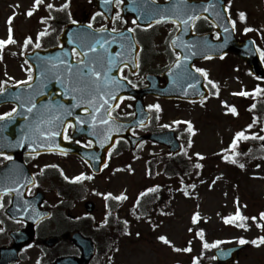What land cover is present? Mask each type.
<instances>
[{
	"label": "rangeland",
	"instance_id": "1",
	"mask_svg": "<svg viewBox=\"0 0 264 264\" xmlns=\"http://www.w3.org/2000/svg\"><path fill=\"white\" fill-rule=\"evenodd\" d=\"M89 1L41 0L39 7H36L35 0H0V39L8 38L11 27V35L16 41L0 48V84L4 80L12 82L15 75L19 74L23 66L21 52L27 37L50 29L52 24L41 21V18L48 15V5L60 9L67 4L65 8L70 15L78 17L84 11L95 12ZM230 6L232 18L238 17L240 12L248 14L246 23L236 25L237 36L243 38L244 34H248L256 38L264 50V0H230ZM30 9H35L31 16L27 14ZM164 63H169L166 57ZM205 67L211 78L218 82L217 96L204 103L167 100L158 103L161 106V127L169 125L175 129L187 155L196 160L197 153L203 157V170L195 171L187 182L189 188L184 192L179 191L180 184L161 174L162 161L168 158L167 149L162 146L147 144L140 150V156L121 153L98 176H90L86 166L70 159L65 164L66 173L70 177L81 173L91 177L85 182L88 193L83 200H76L69 213L64 215L61 211V195L54 189L48 191L46 198L56 214L41 226L42 236L48 238L63 235L70 226L66 219L70 216L84 214L88 215L89 220L103 221L108 193L114 197H126L121 210H117V214L126 217V212L132 208L136 196L142 190L169 182L175 195L169 200L171 205H166L165 213L155 212L151 221L128 217L117 248L109 255L99 254L93 264H186L194 260H198L199 264H218L212 254L214 247L209 250L204 247L199 235L201 229L203 237L210 244L221 241L215 247L237 244L241 237L251 242L264 236V228L258 227L259 223H264L260 217V213L264 212V152L255 148L256 161L245 170L223 162V157L231 153L230 148L237 133L244 132L248 138L263 136V124L258 122V118L254 123L250 108L255 96L264 91V81H257L240 61H230L226 71L223 70V63L218 60H212ZM240 92L249 94L238 95ZM154 102L150 99L148 104L154 105ZM233 106L236 113L230 111ZM243 140L241 137L237 144L240 151L245 150ZM149 158H153L154 162L152 177L148 176ZM45 186L47 189L50 184ZM88 199L96 204V210L90 215L84 208V202ZM237 210L248 217L245 220L247 227H235L226 222L225 217H235ZM196 213H199L198 218L195 217ZM3 217L4 213L0 212V219ZM252 217L257 219L253 220ZM161 235L167 236L172 244L161 241ZM11 243L10 238L0 236V246H10ZM73 246L69 239L45 250L32 244L23 251V258L18 264H52L57 254L66 253ZM189 246L192 249L190 252L183 250ZM177 248L181 251H176ZM233 264H264V244L250 245Z\"/></svg>",
	"mask_w": 264,
	"mask_h": 264
},
{
	"label": "flooded vegetation",
	"instance_id": "2",
	"mask_svg": "<svg viewBox=\"0 0 264 264\" xmlns=\"http://www.w3.org/2000/svg\"><path fill=\"white\" fill-rule=\"evenodd\" d=\"M159 2H165L168 0H157ZM122 3H116V11L113 21L109 24L111 28H116L118 31L123 29H132L135 31L132 32L135 41L137 42L139 48L137 53V67L131 68L120 67L119 74L121 77H127V82L135 89H142L149 84V79L152 77L154 81L158 82L159 85H164L166 83L165 72L168 67L179 57V54L173 50L171 46V40L175 36V34L179 31L180 26L178 27L173 22H161V23H152L149 25H144L137 21L136 17L133 14L125 16L121 11ZM98 13V12H96ZM117 13H119V17H117ZM100 18V24L97 27L107 26V21L103 18L102 15L96 16ZM82 20H88V22L93 21L96 24L93 18L92 12L83 13ZM127 21V23H124ZM135 21V23H133ZM195 27H192L190 30L191 35H202V34H211L212 39H218L217 34H215L214 25L205 17H201L199 20L194 22ZM63 32V28L55 27L52 30L46 31V35L38 37L35 39V47L32 50L36 49H50L55 47H63L64 45L60 41V36ZM42 43H41V41ZM40 41V42H37ZM37 43L40 47H37ZM78 51L75 48H71V54L74 62H78L82 57H77L76 53ZM228 55H226L225 58ZM167 58L169 61L168 64L164 63V58ZM223 58V57H222ZM214 58H208L202 61H196L195 66L200 67L201 69H206L205 65L208 64ZM38 58L34 60L31 64L24 63L22 68L19 70V74L15 75L14 82H7L1 85V87H6L8 85L13 86H25L27 84L33 85L32 87V99L35 97L36 101L42 103L44 99L48 104H51V108L47 113V121H48V131L49 132H60L61 134L57 137V142L60 146L71 145L76 147H91L92 143L86 139L85 136H82L81 133L75 131V128L68 127L69 120V99L72 94L76 91H70L71 88L80 87V84L76 86L75 81H72V85L69 82L70 75L71 78H75L76 80H80V72H78V76L72 70L71 74H69L67 68H60L57 66L55 61L51 64L48 60H41L39 65ZM29 69L31 70L29 72ZM31 75L32 79L28 80V76ZM22 83H17V82ZM18 92V95H20ZM81 96V93H78V97ZM134 96H124L122 97L118 107L114 109L112 112V116L116 117L122 121H129L134 116ZM146 105L150 99L159 100L160 98H156L151 95H145L143 97ZM32 104V103H31ZM31 107V105H30ZM148 109L151 111L152 117L150 123L146 126H140L135 129H132V132L137 135H146L151 132L161 130V125L159 122V118L156 114V110L154 108H150L147 105ZM13 108L18 109L17 104H7L0 107V116H3L6 112H11ZM78 115L84 114V108L77 109ZM43 108L37 106L29 111L23 117H20L17 123V135L18 138L14 140V145L10 144L5 148L3 155H0V165H5L11 161H20L27 165L30 171L34 174L36 178V186H33L28 189L27 194L29 196L34 195L38 191H43L46 188L45 184H54L53 178L56 181L60 182L65 179L67 176L69 179L72 177H76L73 175L72 177L66 173L65 164L73 159L77 161L78 164L85 166V162L82 158H80L76 154L72 153H63L60 151L47 152V153H35L33 150V143L35 142H27L23 141L27 136L37 135V121L38 117H43ZM67 134L72 137V139H64V135ZM27 139V138H26ZM29 140V139H28ZM143 144L150 143L149 141L142 142ZM18 144L22 146H17ZM30 145V146H29ZM29 146V147H28ZM141 146V145H140ZM131 150L130 145L127 140L121 138L117 140L116 145L109 153V159L120 157L124 152L128 153V150ZM122 153V154H121ZM53 158V160L51 159ZM48 165L49 167H45ZM67 179V180H69ZM75 187V186H73ZM46 194V193H45ZM12 198L10 193H5L2 196L1 204L7 208L11 204ZM44 206L46 208H52L48 205L47 201H44ZM2 224L4 221L1 222ZM6 227L0 229V233L5 231L4 236H8L9 232L13 229H20L24 226H21L18 223V226H10L8 227L6 224H3ZM69 235V234H68Z\"/></svg>",
	"mask_w": 264,
	"mask_h": 264
},
{
	"label": "water",
	"instance_id": "3",
	"mask_svg": "<svg viewBox=\"0 0 264 264\" xmlns=\"http://www.w3.org/2000/svg\"><path fill=\"white\" fill-rule=\"evenodd\" d=\"M99 1L102 0H98V2ZM112 1L114 0H110V3H112ZM93 2L96 5L98 3L97 0H93ZM210 2L213 9L212 19L218 25V30L223 35V38L220 42H216L210 45L207 50H199L197 52L198 55H201L203 53H207L205 55H222L226 52H232L242 58L249 65L252 74H254L256 77H264V66L256 50L254 41L252 39H247L243 43H239L234 36V28L232 27L228 14L224 8L223 0H210ZM154 8L156 12L159 11V5H154ZM169 8L170 7L167 6L163 8L166 10V14L172 15L174 18H178L179 16L178 14L174 13V9ZM109 12L111 13V10ZM71 28H86L84 40L87 44V47L85 48V53L87 54L85 56L86 64L93 57H96L98 61L102 62L107 69V61L109 58V56L105 55L107 51L100 50L98 55L96 54L97 51L95 53L88 52V48L91 47V44H97L96 41H101V43H103V41L105 40L106 32L95 31L87 26L69 25L67 27L66 33H78L77 31H72ZM225 29H227V31H225ZM82 32L83 31H81V33ZM108 38L109 37L107 36L106 39ZM183 52L185 53L183 58L178 61L179 63H176L170 70L169 81L167 85L163 88H156L149 91L154 92V94L164 98H181L190 100L207 96L208 91L204 87L202 78L197 75L198 73L196 74L195 71L191 70V52ZM26 57L30 59V55H27ZM185 57L189 58L185 59ZM97 67L99 69V63ZM179 67L182 68V71ZM176 71L178 72V75L175 77L174 73ZM191 75L195 77L198 76V85H195L193 83ZM94 79L95 77H91L90 75L86 77V84L89 85V87L86 88V95L83 100L85 103V108H88L84 128L85 134L95 142L96 147L90 150L87 149L84 151H77V153L85 158V160L90 164L91 168L95 172H99L102 165L106 162V152L114 141L113 133H115L117 130L122 129L120 127H116L111 122H109L108 124H101L99 123V121L102 119H108L107 112L112 109L118 99V95H115L114 93L116 90L122 91V88L120 87L119 89H115L116 83L106 82L102 80L99 91L103 92L105 96H111L114 98L109 99L108 102L104 105V108H102L101 111L97 113L93 105L87 103V100L91 99L92 96L96 97L95 104L97 107L101 103H104L103 98L100 96L99 92L96 91L95 86L92 85V81ZM12 90L13 89H7L6 91L0 93V103L14 101L13 95L11 94ZM136 105L137 110L143 113V103H141V101H138ZM93 116H96L97 118V122L95 124L92 121ZM126 130H128V127H126ZM125 136L128 137V135ZM150 138L158 143L169 146V149L175 153L180 150V145L175 139L174 133L172 131L154 134L151 135ZM262 145L264 146V139L262 141ZM2 192H4V189H0V196ZM18 200H20V196H18ZM86 206L89 211H92L94 209V204L92 202H88ZM14 210L15 209L12 208L10 210V213H15ZM48 215V212L41 211L39 207L36 209H29L28 207L27 209L22 210L21 217L29 222V227L23 232L17 231L12 233L15 239V244L11 249L1 250V252H8V254L2 256V258L0 259V264H10L18 259V252L20 248L29 244L33 239V227L40 219H42L43 217H47ZM73 240L83 250L82 259L76 260L75 257H63L58 259L54 264H90V262L95 257V244L91 239L86 238L79 233H75L73 235ZM55 242L56 239L52 238L47 241V244L51 246ZM241 248L242 246H234L218 249L215 251V255L220 262L231 263L238 259Z\"/></svg>",
	"mask_w": 264,
	"mask_h": 264
},
{
	"label": "snow or ice",
	"instance_id": "4",
	"mask_svg": "<svg viewBox=\"0 0 264 264\" xmlns=\"http://www.w3.org/2000/svg\"><path fill=\"white\" fill-rule=\"evenodd\" d=\"M104 2L107 4V3H109V0H104ZM116 2L119 4V3H122L123 0H116ZM40 3H41V0H35V5H36V7H39ZM67 6H68V5L66 4V5H64L63 7H67ZM48 7H49V8H52V7H54V5H51V4H50V5H48ZM175 7H176L177 9H180L181 7H183V8H185V9H187L188 11H190V12L193 13V14H191V15H188L187 12H184V13H183V15L186 16V18L183 20V24H184L185 26H187L190 22H194V21L199 20V19L201 18L199 15L195 14V8L192 7L191 5H189V4L187 3V0H182V3H181V2H178V3L175 5ZM34 10H35V9H30V10L28 11L27 14H28L29 16H31V15L33 14V11H34ZM205 10H206V9H205ZM97 15H102V14H101V13H97ZM239 16H240V19H242V20L245 19V13L241 12V13L239 14ZM117 17H119V13H117ZM11 20H12V18L9 19V24H11ZM168 20H172L173 23H175L178 27L180 26V23H181L180 19H179V18H174L172 15H161L160 18H159V20H157L156 22H157V23H161V22H166V21H168ZM124 23H127V21H124ZM133 23H135V21H134ZM235 23H236V21L233 20V21H232L233 26H235ZM149 26H151V25H149ZM192 27H195V24H194V23L192 24ZM106 30H107V29H106L105 26H101V31H106ZM249 30H250V29H245V31H249ZM127 31H128V32H134L135 29L132 28V29H128ZM225 31H227V29H225ZM111 32H113V33H117V32H118V29L113 28V29H111ZM11 33H12V29H11V27H10V28H9V36H8V38H7L6 40H5V39H0V48H2L3 46H5V45H7V44H9V43H16V41L13 39V36L11 35ZM46 34H47L46 32H41V33H40L41 36H44V35H46ZM120 35H121V36H124V33L121 32ZM217 35H219V33H217ZM113 41L115 42V36L113 37ZM31 42H32V37H31V36L27 37V39H26V41H25V44H24V47L26 48V47L28 46V44L31 43ZM96 43H97V44H100L101 41H96ZM107 43H108L107 40H104V41H103V44L106 45ZM36 46H37V47H40L39 44H37ZM134 50H135V49H133V51H134ZM96 51H97V49H96L95 46H91V47L88 48V52H89V53H95ZM76 55H77V57H81V56H82V53L77 52ZM83 55L86 56L87 54L85 53V54H83ZM116 55L119 56V55H121V54H120V53H117ZM0 58H2V57H0ZM188 58H189V57H185V59H188ZM61 63H67V61H61ZM98 63H99V69H98V67H97ZM177 63H179V62H177ZM80 64L85 65V66L89 69L88 72H84V73H83V76L87 77V76L90 75L91 77H95V79L92 81V85L95 86L96 91L99 92L100 96H101V97L103 98V100H104V103H101L98 107H97L96 104H95V100H96V97H95V96H92L91 99L87 100V103L92 104L93 107L95 108V111L98 113V112L101 111L102 108H104V105L108 102L109 99L114 98V97H111V96H105L104 93H103V92H100L99 90H100V84H101V81H102V80H103V81H106V82L116 83L115 78L110 77V76L108 75V73L111 72V67L115 64V60H114L112 57H109V58H108V61H107V71H106V72L104 71L105 65H104L102 62L98 61V59H97L96 57H93L91 60H89V61L87 62V64H86L85 59H80ZM138 66H139V65L137 64V67H138ZM124 67H127V64H125ZM30 71H31V70L29 69V72H30ZM197 71H198V72H203L205 75H207V72H206V70H204V69H197ZM68 72H69V74H71V72H72L71 68L68 69ZM31 79H32V76L29 75V76H28V80H31ZM124 79H127V77H125ZM69 82L71 83V75H70V81H69ZM5 83H7V82L5 81ZM17 83H22V82H19V81H18ZM88 87H89V85H87V84L84 85V88H88ZM69 90H70V91H76V92H80V91H82V89H81L80 87H77V88H71V87H70ZM258 90H259V89H258ZM4 91H6V89L3 88V87H0V93H2V92H4ZM216 94L218 95V90H217V93H216ZM237 94H238V95H245V96H246V95H248L249 93H247V92H240V93H237ZM225 103H226V102H225ZM76 106L79 107V104H77ZM35 107H36V105H35V104H32L31 107L29 108V111H31V110L34 109ZM116 107H118V105H116ZM149 107H150V108H157V109H159L160 106H159L158 104H156V105H149ZM253 107H254V105H253ZM16 110H17L16 108H13V109L11 110V112H6V113H4L3 116H0V119H4V117H10V116L12 115V113L16 112ZM84 111L87 112V111H88V108H85ZM230 111L233 112V113H236V112H237V110H236V108H235L234 106L230 108ZM107 116H108V119H107V120H103V119H102V120L99 121V123H101V124H108L109 121L113 119V117H112V112H111V111H108V112H107ZM79 119H80V118L77 117V120H79ZM92 121H93L94 124L97 122V118H96V116H93V117H92ZM81 123H83V121H81ZM177 123H179V122H177ZM68 127L75 128L76 125L72 124L71 122H68ZM249 127H251V125H249ZM60 134H61L60 132H43V135L46 136V137H47V136H53V137H55V136H59ZM241 137H243L244 139H247V138H248L247 136H245L244 132H239V133H237V134H236V138H235V140H234V142H233V144H232V148H236V147H237V144H238V142H239V140H240ZM258 138H259V139H264V137H258ZM64 139H72V137L69 136V135H67V134H65V135H64ZM17 146H22V145L18 144ZM41 147H45V145L42 144ZM3 154H4L3 152H0V155H3ZM196 155L199 156L200 154L197 153ZM224 159H225V160H228L229 157H228V156H225ZM233 162H235V161H233ZM240 166H241V167H244V165H240ZM45 167L47 168V167H49V166H48V165H45ZM197 167H203V165H199V164H198ZM65 179H69V178H68L67 176H65ZM72 179H73L74 181H80L81 179H91V177L87 176V175L84 174V173H81L79 176H76V177H74V178H72ZM33 186H36L35 183H33ZM192 187H195V185H192ZM4 191L12 192L13 189H11V188H6V189H4ZM16 191H19V189L17 188ZM148 191L151 192V191H154V189H148ZM107 195H108V196H111L112 193H108ZM143 195H144V193H141V196H143ZM116 199H117V200H120V199H126V197H125V196H118V197H116ZM2 206H3V205L0 204V207H2ZM195 217L198 218V217H199V213H196V214H195ZM260 217H261L262 219H264V212L260 213ZM237 218L240 219L241 221H245V220L248 219V217L243 216V215L241 214V212H240L239 210H237V212L235 213V217H233V216L225 217V220H226V222L234 223V222H235V219H237ZM251 219L256 220L257 218H256V217H252ZM105 223H107V221H105ZM127 223H128V222L125 221V224H127ZM239 226H240V227H247V225H245V224H243V223H241ZM258 227H260V228H264V223H259V224H258ZM137 235H139V233H137ZM203 235H204V232H203V229H201V230H200V236H201V238H203ZM159 239H160L161 241H164L165 243L172 244V241L169 240L167 236L161 235V236L159 237ZM246 242H247V241H246L243 237H241V238L239 239V243H240V244H245ZM258 242H259L260 244H264V236H259L256 240L251 241V243H253V244H257ZM220 243H221V241H216L215 244H209L207 241H205V243H204V247H205V248L215 247L216 245H218V244H220ZM183 250H184V251H189V252H190L192 249H191V247L189 246L188 248L183 249ZM176 251H181V249H178V248H177Z\"/></svg>",
	"mask_w": 264,
	"mask_h": 264
},
{
	"label": "trees",
	"instance_id": "5",
	"mask_svg": "<svg viewBox=\"0 0 264 264\" xmlns=\"http://www.w3.org/2000/svg\"><path fill=\"white\" fill-rule=\"evenodd\" d=\"M261 114V112H259ZM251 160L249 159V162ZM191 161L189 162L185 158H172L165 163L164 173L171 179H181L185 176V174L191 172ZM173 195V190L171 188H155L154 191L146 192L143 196H140L138 199L137 206L134 211H139L142 215L148 216L150 211L154 209L155 205H158V201L161 200V212L164 211V205L169 202L171 196ZM171 202V201H170ZM105 234L107 237H111L112 235H116L118 237V228H114L112 225H109L105 228ZM111 239V238H110ZM109 245H112L111 240H108ZM100 251H104L100 248Z\"/></svg>",
	"mask_w": 264,
	"mask_h": 264
}]
</instances>
